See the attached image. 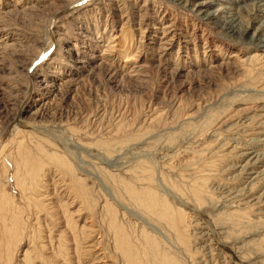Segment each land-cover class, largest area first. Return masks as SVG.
<instances>
[{
  "label": "rangeland",
  "instance_id": "obj_1",
  "mask_svg": "<svg viewBox=\"0 0 264 264\" xmlns=\"http://www.w3.org/2000/svg\"><path fill=\"white\" fill-rule=\"evenodd\" d=\"M194 3L0 0V264H264V51Z\"/></svg>",
  "mask_w": 264,
  "mask_h": 264
},
{
  "label": "bare ground",
  "instance_id": "obj_2",
  "mask_svg": "<svg viewBox=\"0 0 264 264\" xmlns=\"http://www.w3.org/2000/svg\"><path fill=\"white\" fill-rule=\"evenodd\" d=\"M174 2H180V3H187L189 0H173ZM191 1V0H190ZM214 1L215 0H197V2H196V0H195V3L193 4V10L197 13V14H200V15H204V17H205V19H209V20H213L214 22H216V24H218V25H220L222 28H225L226 30H227V32L228 33H230L232 36H234L235 38H237V39H244V38H246L247 37V42L248 43H250V44H254V46L257 48V50H263L264 51V19L263 20H257V21H255V23H257V25L253 28V31H251V34L248 36L247 34H248V32H250V29H252V26L250 27H243L242 28V26L241 25H238V24H236V22H237V17L233 14V10L234 9H241V8H243V6H239V5H236V4H234V3H232L233 1L232 0H219L220 2H219V4H218V7L216 8V9H214V10H207V8L211 5V4H213L214 3ZM188 4H190V3H188ZM252 4H253V6L255 7V9L258 11V12H260L261 14V17L260 18H262V17H264V3H261V2H252ZM192 5V4H191ZM190 5V6H191ZM193 12V11H192ZM250 12V11H249ZM204 19V18H203ZM246 42V43H247ZM23 153V152H22ZM251 154V153H250ZM27 155V154H26ZM21 156V155H20ZM255 156V155H254ZM252 157V156H251ZM253 158V157H252ZM20 160V159H19ZM29 160V159H28ZM33 160V159H32ZM255 160H257V159H255ZM35 161V160H34ZM38 161V160H37ZM20 162V161H19ZM18 162V163H19ZM23 162H25L24 161V159H23ZM257 162V161H256ZM29 162L27 161V164H28ZM16 164V163H15ZM26 164V163H25ZM30 164V163H29ZM18 165V164H17ZM18 169V168H17ZM32 169V168H31ZM33 170V169H32ZM141 173V172H140ZM257 177V176H256ZM36 178V177H35ZM151 179V178H150ZM143 180H144V178H143ZM152 181V180H151ZM144 182V181H143ZM31 185V184H30ZM151 185V184H150ZM149 185V186H150ZM17 186V185H16ZM146 186V185H145ZM147 187V186H146ZM151 187V186H150ZM34 188V187H33ZM137 188V187H136ZM140 188V187H139ZM142 188V187H141ZM154 188H155V185H154ZM147 189V188H146ZM151 189V188H150ZM32 190V189H31ZM34 190V189H33ZM132 191H133V189H132ZM131 191V192H132ZM137 191V190H136ZM138 192V191H137ZM140 193H141V190L139 191ZM21 193H23V192H21ZM136 193V192H135ZM144 193V192H143ZM157 193H158V191H157ZM24 194V193H23ZM118 194V193H117ZM151 194V193H150ZM148 195L147 193L146 194H144V195H140L139 196V194L137 195V196H139V203L141 202L142 203V201H144V200H146V202L147 203H149V204H153L154 202H157V200H156V198H154L153 197V195L151 196V195ZM164 194V193H163ZM197 199H200L201 198V196H202V191L199 189V188H195L194 190H193V193H192ZM134 195H136V194H134ZM159 195V194H158ZM158 195H155L156 197L158 196ZM146 196H148V197H150V199H146L145 197ZM193 197V196H192ZM135 198V197H134ZM138 198V197H137ZM257 198V197H256ZM194 199V198H193ZM8 200V199H7ZM160 201V200H159ZM183 201V200H182ZM238 201V200H237ZM138 202V201H137ZM189 202V201H188ZM138 203V204H139ZM144 203V202H143ZM158 203V202H157ZM146 204V203H145ZM106 205V204H105ZM162 205H163V202H162ZM227 207V206H226ZM169 208V207H168ZM178 209V208H177ZM163 210V209H162ZM62 212V211H61ZM161 213V212H160ZM106 214V213H105ZM65 215V214H64ZM18 217V216H17ZM65 218V220H66V216H64ZM161 218L162 219H164L165 221H167L168 223L167 224H169L170 226H171V228H172V231L173 230H175L176 232H177V239H179L182 243H183V240H182V236H181V234L179 233V229H178V224H179V222L181 221V216H180V214L177 216V217H173L171 214H169V213H167L166 212V210H165V212H162L161 213ZM16 220V219H15ZM55 220V219H54ZM69 220V219H68ZM13 221H14V219H13ZM12 221V222H13ZM18 222V221H17ZM110 222V221H109ZM65 223V222H64ZM73 223V222H72ZM17 224V223H16ZM67 224V222L65 223V225ZM71 224V223H70ZM110 225H111V223H109ZM69 225V224H68ZM180 225V224H179ZM67 226V225H66ZM70 227H71V225H70ZM79 227V226H78ZM110 227H112L113 228V226H110ZM169 227V226H168ZM66 228V227H65ZM76 228V227H75ZM70 229V228H69ZM121 229V228H120ZM124 229V228H123ZM48 230V229H47ZM68 230V229H67ZM74 230V229H73ZM72 230V231H73ZM79 230V229H78ZM122 230V229H121ZM65 231V230H64ZM71 231V230H70ZM69 231V232H70ZM84 231V230H83ZM91 231V230H90ZM90 231H88V232H90ZM109 231V230H108ZM113 231V230H112ZM112 231H111V233H112ZM114 231H115V229H114ZM117 231V230H116ZM120 231V230H119ZM67 232V231H66ZM78 233L80 232V231H77ZM126 232V231H125ZM175 232V233H176ZM71 233V232H70ZM74 233V232H73ZM73 233H71V234H73ZM81 233V232H80ZM182 233V232H181ZM64 234V233H63ZM82 234V233H81ZM85 234V233H84ZM113 235V234H112ZM120 235V234H119ZM118 235V236H119ZM147 235V234H146ZM69 236V235H68ZM73 236V235H72ZM75 236V235H74ZM78 236V235H77ZM84 236V235H83ZM140 236V235H139ZM79 237V236H78ZM122 237H123V235H122ZM122 237H120V238H122ZM127 237V236H126ZM85 238H86V236H85ZM119 238V237H118ZM128 238V237H127ZM130 239H131V237H129ZM78 239V238H77ZM79 239H80V237H79ZM113 239V238H112ZM116 239V238H115ZM114 239V240H115ZM126 239V238H125ZM141 239H143V237L141 238ZM175 239V238H174ZM81 240H82V238H81ZM135 240V239H134ZM133 240V241H134ZM121 242H120V244L121 243H123V241L122 240H120ZM139 241H140V239H139ZM18 242V241H17ZM72 242V241H71ZM73 242H75L74 241V239H73ZM78 242V241H77ZM114 242H116V241H114ZM5 243V242H4ZM132 243V242H131ZM75 244V243H74ZM114 244V243H113ZM133 244H135V243H133ZM78 245V244H77ZM115 245H117V244H115ZM115 245H113V246H115ZM121 245H123V244H121ZM180 245V244H179ZM69 246V245H68ZM76 246V245H75ZM82 246V245H81ZM118 246V245H117ZM140 246V245H139ZM183 245H181V247H182ZM127 247V246H126ZM78 248V247H77ZM81 248V247H80ZM108 248V247H107ZM112 248V247H111ZM119 248L121 249L120 250V254H121V258L120 259H122V261H124L125 263H127V264H135V260H134V258H133V252H135V251H132L130 248L128 249V248H126L127 250H125V249H123V247L121 246L120 247V245H119ZM118 248V249H119ZM133 248V247H132ZM183 248H185L184 246H183ZM79 249V248H78ZM82 249V248H81ZM114 250V249H113ZM115 250H117L116 248H115ZM114 250V251H115ZM134 250H136V248L134 249ZM145 250V249H144ZM184 250V249H183ZM74 251H76V250H74ZM82 251V250H81ZM106 251H108V250H106ZM113 251V252H114ZM119 251V250H118ZM143 251V250H142ZM116 253V252H115ZM114 253V254H115ZM118 253V252H117ZM79 254V253H78ZM78 254H76L77 256H78ZM110 254V253H109ZM136 254V253H135ZM13 255V254H12ZM73 255H75V252H74V254ZM75 255V256H76ZM82 255V254H81ZM112 255V254H111ZM143 255V254H142ZM146 255H148L147 253H146ZM158 256H159V254H157ZM76 256V257H77ZM117 256V255H116ZM138 256V255H137ZM153 256H154V254H153ZM161 256H164L163 254H161ZM12 257V256H11ZM156 257V256H155ZM166 257V256H165ZM165 257H163L164 259H165ZM171 257V256H170ZM133 258V259H132ZM157 258H159V257H157ZM157 258H156V260H157ZM162 258V257H161ZM187 258H189V256L187 257ZM67 259V258H66ZM137 259V258H136ZM155 259V258H154ZM160 259V258H159ZM168 258H166V260H167ZM72 260V259H71ZM75 260H77V258L75 259ZM74 260V261H75ZM80 260V259H79ZM134 260V261H133ZM148 260H150V259H148ZM152 260H153V258H152ZM151 260V264H169V262L168 263H166V261H164V262H162V261H160V263L159 262H155V261H152ZM186 260V259H185ZM119 261V260H118ZM178 261V260H177ZM6 262V261H5ZM138 262V261H137ZM145 262H147V260L145 261ZM183 262V261H182ZM66 263H67V261H66ZM80 263V262H79ZM78 264V263H77ZM81 264V263H80ZM124 264V263H123ZM138 264V263H137ZM141 264V263H140ZM147 264V263H146ZM171 264H177L176 262H173V263H171Z\"/></svg>",
  "mask_w": 264,
  "mask_h": 264
}]
</instances>
